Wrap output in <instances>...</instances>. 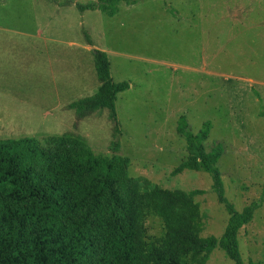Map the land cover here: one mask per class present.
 I'll return each instance as SVG.
<instances>
[{
    "label": "rangeland",
    "instance_id": "obj_1",
    "mask_svg": "<svg viewBox=\"0 0 264 264\" xmlns=\"http://www.w3.org/2000/svg\"><path fill=\"white\" fill-rule=\"evenodd\" d=\"M0 0V139L82 137L97 154L130 159L129 173L166 190L201 191V236L221 239L230 215L203 170L172 172L189 157L186 136L209 124L201 142L218 145L224 196L237 212L264 185V1L138 0L113 16L80 12L96 0ZM88 33L92 42L85 38ZM94 49L111 77L130 88L116 102L121 134L108 111L77 122L68 104L97 92ZM76 125V126H75ZM183 128V133L179 132ZM160 235L159 218L148 219ZM243 264H264V202L238 233ZM207 264H235L221 247Z\"/></svg>",
    "mask_w": 264,
    "mask_h": 264
},
{
    "label": "trees",
    "instance_id": "obj_2",
    "mask_svg": "<svg viewBox=\"0 0 264 264\" xmlns=\"http://www.w3.org/2000/svg\"><path fill=\"white\" fill-rule=\"evenodd\" d=\"M137 1L96 0L75 7L113 17L120 3ZM85 38L92 46L87 32ZM92 53L97 92L68 108L77 122L106 109L115 139L121 134L117 98L130 85L112 79L106 52ZM208 129L206 124L198 135L186 136L189 157L172 174L203 170L211 175L212 188L230 215L220 240L201 236L195 201L201 191L166 190L131 177L130 159L118 153L117 142H112V154H97L74 133L0 139V264H207L218 246L235 264H243L238 233L264 202V185L260 200L237 212L224 196L216 166L222 146L206 152L201 145ZM151 216L163 224L160 235L151 233Z\"/></svg>",
    "mask_w": 264,
    "mask_h": 264
},
{
    "label": "crops",
    "instance_id": "obj_3",
    "mask_svg": "<svg viewBox=\"0 0 264 264\" xmlns=\"http://www.w3.org/2000/svg\"><path fill=\"white\" fill-rule=\"evenodd\" d=\"M237 3H242V2H249V3H254V2H258V3H262L264 0H234ZM69 105V104H68Z\"/></svg>",
    "mask_w": 264,
    "mask_h": 264
}]
</instances>
